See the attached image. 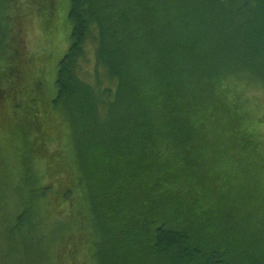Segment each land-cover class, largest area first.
I'll return each mask as SVG.
<instances>
[{
	"label": "trees",
	"instance_id": "trees-1",
	"mask_svg": "<svg viewBox=\"0 0 264 264\" xmlns=\"http://www.w3.org/2000/svg\"><path fill=\"white\" fill-rule=\"evenodd\" d=\"M25 1L41 7L51 39L29 74L22 46L1 38L0 110L11 120L0 123L3 230L24 226L41 246L36 264H83L84 247L91 264H264L259 245L240 232L249 205L241 180L232 202L213 205L188 188L198 175L191 171L217 149L207 142L203 106L216 120L214 109L228 113L224 92L241 79L264 88V0ZM7 2L0 7L10 21ZM88 41L89 75L108 83L101 89L80 74ZM234 122L232 147L248 169L264 170L255 127ZM58 213L73 223H61L64 232L53 225ZM3 255V264L15 263Z\"/></svg>",
	"mask_w": 264,
	"mask_h": 264
},
{
	"label": "rangeland",
	"instance_id": "rangeland-1",
	"mask_svg": "<svg viewBox=\"0 0 264 264\" xmlns=\"http://www.w3.org/2000/svg\"><path fill=\"white\" fill-rule=\"evenodd\" d=\"M1 1L2 0H0V3ZM7 4L10 7L9 10L11 13H13V10L15 9V15H12L9 21L6 18V13L2 12V8L0 7V44H2L1 38L7 36L5 39H2L3 42L13 43L15 46H22L21 51L28 54L27 59L29 60L28 63H30L26 71L29 74L34 73L35 71H30L36 70L39 67L36 66V60H39L38 57L40 55H44V47L47 48L45 44L48 45L49 43L47 38H50V36L44 33L45 26H41V7L37 11L32 6V3L30 5V2H26L25 0H10ZM45 17L48 18L46 15ZM5 30H7V33ZM63 34L65 35V32H63ZM66 40L67 38H65L64 42H66ZM63 44L64 43H61V45ZM54 45L55 44L53 43L51 46ZM66 48L67 44L63 48L57 49L53 62H57L61 58ZM7 51L8 48L1 52L0 59L6 55ZM94 59L93 43L88 41L85 45V55L81 59L80 74L86 80L90 81V83L96 88L101 89L108 83L103 82L102 84H97L96 80H94L93 74L89 75V71L93 69ZM238 84V89L224 92L222 99L226 102V108H228V113L226 115L220 112L221 109H214L213 112L216 120H213L206 116L209 115L208 110L211 109L209 108L211 105L208 104L203 106V111L201 112L203 113V116H205V125L203 129L208 140L207 142L211 144V146L215 145L217 149L215 151L210 150L209 153L205 154L204 157L209 158L206 164H203L200 167L198 166L191 171L193 172L192 174H195L194 171H197L198 175L197 178L195 175V181L193 184H190L188 188L191 189V192L193 191V199L198 198L204 203L213 205L226 196H230L228 202H232L233 198L231 195H238V193L232 188L235 186L237 179L241 180L242 188H240V193H244L246 198L249 199L246 201L249 205H245L239 215L240 232L242 235L246 233L247 238L253 237L250 241L253 244L259 245V247L256 248L260 252H264V170L248 169L245 165L246 156L244 152L236 150L238 147L236 145L232 147V140L228 138L234 137L231 130H234L232 125L233 123L235 125V119L237 121H243V125L250 123V127H255L253 134L250 133L249 130L247 132L258 137L262 147H264V88L254 84L253 81H248V79H241ZM211 95L213 94L210 92L209 98L214 101V98ZM232 101L238 102L235 108L234 105L232 106ZM238 106L239 109H237ZM242 107H246L244 115L240 111ZM0 123L4 126H9L11 123L10 118L6 116L4 110H0ZM240 133L241 132L237 130L236 134ZM228 147L231 148L227 150ZM221 151H224V153H221ZM262 154L264 155V151ZM235 162L239 163L240 166H235ZM1 169L4 171L3 168ZM198 171L203 174H200ZM200 177H203V179L197 182V179ZM1 183L3 185L6 184L5 187L11 186L15 188L17 182L11 181L9 178H3ZM4 192L6 195H9L6 190ZM247 193H250L249 196H247ZM253 195L256 197L254 198ZM10 213V211H7V214ZM12 215L14 214L12 213ZM11 216L9 218L10 220L12 219ZM63 217H65V214L63 213H58L54 217L57 218L56 220H53L56 232H64L66 230L60 228V225L63 222H68V224L70 222L73 224L71 220H67ZM248 217H252V220L248 221ZM58 226L59 228H57ZM3 228L4 227L0 225L1 231ZM23 228L24 226L20 225V227L15 229V231L12 232L13 234L10 235L11 231H9V229H13V227L10 222L6 224L5 229L2 231L4 236L0 238L3 239L2 249L8 250V252L0 249V264L4 263L3 252L6 255L7 253L10 254L11 259L14 260L13 263L15 262L14 264L38 263H35L34 259L36 255H41L39 252L41 246H37L35 242L29 238L27 231H22ZM44 232L45 231H42V233ZM254 237H262L259 240V244ZM78 253L80 252H76V254ZM89 254L92 255L93 251H91L89 247H84L83 253L79 257V259H82L83 257V264H91L90 259L96 262V260ZM57 259L58 257L55 261H57Z\"/></svg>",
	"mask_w": 264,
	"mask_h": 264
}]
</instances>
